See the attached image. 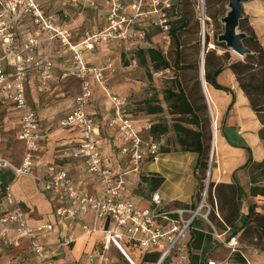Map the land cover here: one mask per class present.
Here are the masks:
<instances>
[{"label":"built area","instance_id":"1","mask_svg":"<svg viewBox=\"0 0 264 264\" xmlns=\"http://www.w3.org/2000/svg\"><path fill=\"white\" fill-rule=\"evenodd\" d=\"M55 2L65 7L70 6L71 10L52 12L44 0H0V97L20 112L19 139L24 147L20 164H15L0 152V173L11 172L15 179L30 176L42 183L44 192L60 203L55 210L56 218L71 229L80 220L92 215V223L85 224L83 232L100 233L103 249L87 256L90 264H113L114 261L108 255L111 248H117L130 264H135L124 250L125 241L134 243L142 253H159L157 264L166 263L171 257L175 258L177 264H191L189 238L194 224L199 220L208 224L216 239L232 253L241 251L239 238L231 234V228L226 226L223 232H219L211 220L212 212L220 216L216 197L212 203L209 196V189L214 183V153L209 158L205 189L200 193L196 206H168L156 191L151 196V208L141 210L131 199L127 173L116 175L108 167V159L102 154L94 138L98 127L89 114L88 107L94 84H97L112 104L111 117L106 126L111 134L113 153L125 161L130 172L137 174L144 162L158 161L162 144L150 135L154 122L140 124L130 109L129 97L114 94L105 82V69L91 66L86 54L95 53L103 43L136 45L145 42L150 28L159 31L164 43L163 49L167 51L172 42L170 13L179 5L180 0ZM102 6L105 7V27H92L84 31L81 41L76 43V22L72 15L81 19L87 11L98 10ZM57 41L69 53L75 75L81 83L80 92L74 99V109L62 121V126L79 129L82 137L78 144L64 149L61 156L82 161L86 172L97 179L101 187L98 193H90L74 184L69 172L59 165L48 166L42 177L35 172L44 135L28 97L27 83L32 72H36L40 87L48 86L53 77L54 66L51 51ZM126 51L133 52V47H126ZM39 52L42 55L37 57ZM165 73H170V70L157 72L156 75L160 77ZM106 217L112 219L113 227L100 229L98 224ZM52 230L53 225L37 228L30 225L28 212L8 185L0 201V253L8 242L10 233H13L16 246L23 241L28 244L35 264H57L40 240L41 235ZM74 239L73 233L65 236L61 246L71 245ZM256 251L257 256L264 257V250ZM207 264L228 263L208 261ZM247 264L264 263L258 260L248 261Z\"/></svg>","mask_w":264,"mask_h":264},{"label":"crops","instance_id":"2","mask_svg":"<svg viewBox=\"0 0 264 264\" xmlns=\"http://www.w3.org/2000/svg\"><path fill=\"white\" fill-rule=\"evenodd\" d=\"M46 2L47 8L52 12L62 9L71 10L70 6L58 5L55 0H46ZM253 7L256 9V24L259 26L257 29L254 25V28L256 29L259 41L264 47V29L260 24V19H264V0H255ZM87 14L91 17L90 19L82 17L75 25L74 33L76 43L81 41V36L84 31L90 30L92 27L103 29L106 25L104 6L98 10L87 11ZM110 45L112 44L104 43L97 48L95 53L86 54L88 63L91 66L99 67L94 63L92 64L88 57L101 55L102 50L105 51V49H108V52H110L112 47ZM41 52L43 53V51ZM41 52L37 54V57L42 55ZM51 58L54 66L53 79L49 85L41 88L36 72H32L27 83L28 97L37 113L40 130L44 135L36 159L35 172L39 177H42L45 175L48 166L56 164L69 172L74 184L90 193H98L101 191V187L97 179L86 172L83 162L61 156L64 149L78 144L82 137L79 129L62 126V121L74 109V99L80 92L81 83L74 72L72 73L73 64L69 53H67L66 49L58 41L53 45ZM70 71L71 75L75 78V89L78 93L70 101L68 112L56 123V114L53 109L45 110V117H43L42 113H40V108L45 103H49L50 99L52 100V97L45 95V93L51 91L57 79L62 78L63 81L67 79L68 72ZM217 81L220 85L231 88L233 94L217 90L210 86L221 117L224 120L220 130L221 142L214 157L215 170L213 182L223 185H233L236 183L242 185L248 178V170L242 169L248 160V153L239 145L245 143L252 150L254 160L258 163L263 162L264 142L259 135L262 124L256 113L252 110L247 96L240 88L236 76L230 69L224 70L218 76ZM114 94L127 97L117 93ZM59 98L63 100L65 97L61 95ZM232 103L233 106L229 110ZM88 112L98 127V131L94 136L98 148L108 159V167L116 175L127 173L126 178L130 186V196L139 209L151 208V196L156 191L161 194L164 203L168 206H196L199 199L197 195L198 191L197 193H191L188 187L194 183L197 190L199 189V180L195 173V166L198 159L197 154L183 152L181 150L160 153L157 162L146 161L142 164V168L138 174L132 173L130 172L129 166L125 164V161L117 157L111 149V134L107 129L106 122L111 117L112 104L97 84H94L93 96L88 107ZM18 113L20 114L19 111ZM136 115L135 118L140 124L152 121L150 116L142 117V115ZM43 118L45 119L43 120ZM20 142L23 145L21 140ZM23 148L21 153L8 159L15 164H20ZM154 185H157L158 188L148 195V192ZM10 187L18 201L21 202L22 206L28 212L29 223L32 227L37 228L42 225H53V230L41 235L40 240L52 254L57 264H90L87 256L102 251V235L100 233L86 234L83 232L82 227L85 224L92 223L91 214L80 220L71 229L67 224L56 218L55 210L60 203L44 192L42 183H38L33 177L22 176L15 179L10 184ZM208 226L203 221H200L196 226L194 225L190 233L189 246L191 251V264H207L208 261H225L228 264H247L248 261L257 262L258 260H262V256H257V245H248L240 241V233H243L245 230L237 234L242 250L232 253L230 249L216 239L214 231H211ZM98 227L100 229H111L113 227L112 219L106 217L98 224ZM71 233L74 234V241L71 245L62 247V239ZM0 264L35 263L29 253L28 244L23 241L19 246H16L15 236L13 233H10L8 242L4 244L3 250L0 253Z\"/></svg>","mask_w":264,"mask_h":264},{"label":"rangeland","instance_id":"3","mask_svg":"<svg viewBox=\"0 0 264 264\" xmlns=\"http://www.w3.org/2000/svg\"><path fill=\"white\" fill-rule=\"evenodd\" d=\"M44 1L47 5L46 0ZM254 3L255 0H246L244 2L243 19H248L249 24L256 33L254 25L257 29L259 26L256 24V9L253 7ZM228 12L229 5L223 0H180L179 5L170 13L172 29H174L175 33H171L172 42L167 51L163 49L164 43L159 31L156 28H150V34L147 36L145 42H140L136 45L124 44L122 42L110 43L112 44L110 45L112 46L110 52H108V49H105V51L102 50L103 52L101 55L88 57L92 64L94 63L105 69V82L114 93L129 97L131 102L130 109L134 115H142V117L148 116L145 114V105L149 100L155 101L154 104L161 103L165 109L164 113L150 117L153 122L165 124L169 127L167 133H158L155 136L151 135L156 142L162 144L163 152L182 150L177 139V133L174 130V123L177 119L187 121L188 117L177 118V116L169 112L167 104L164 101V92L166 89L175 88L176 75L171 69L170 73H165L160 77L157 76V72L154 70L146 51L151 47L163 50L172 66L175 64L176 56L180 54L182 56L183 65H189L190 68L181 71L178 74L180 77L179 79L181 81H184V78L189 80V87H192L193 81L197 77V66L200 74L203 71V45L207 38L210 42L209 49H214L218 56H224V54L228 52L232 60L243 59L232 50L228 49L224 42L220 41V37L225 32L224 19L227 17ZM84 16L85 18H91L87 13H85ZM180 17H185L184 26L182 25V19ZM72 19L76 22V25L80 17L72 15ZM237 33L246 35V33L242 32L240 29H237ZM217 43L223 46L216 45ZM211 44L213 47L210 46ZM128 46L133 47V52L126 51V47ZM140 49H145V54L143 56L140 53ZM138 50L139 52H136ZM134 61H136V63H134ZM72 70V73L74 72L75 74L74 68H72ZM75 82V78L71 75V71L68 72V77L64 81L62 78L57 79L51 91L45 93V95L52 97V100L50 99L49 103H45L44 106L40 108V113H42L43 117H45V110L48 109H53L55 111L56 123L65 116L68 112L70 101H72L78 93L75 89ZM61 95L65 97L63 100L59 98ZM208 114L210 116L209 111ZM19 117L20 114L18 111L0 97V151L4 157L10 159L18 153H21L23 148L19 139ZM44 119L45 118H43V120ZM223 123L224 120L220 117L218 125L219 131ZM211 154L212 150L210 156ZM251 175L250 171H248L247 181L242 185L237 183L243 188L244 194H240L236 186H234V188L222 187L217 190L216 185L211 184L209 189L210 201L213 203L214 197H216L220 215L218 216L216 212H212L211 220L219 232H223L221 219L235 208H238L240 214L243 215L249 212V207L255 205L256 213H264V196H255L254 194L255 187L263 186L264 183L258 172L253 173L255 178ZM205 181L206 175L204 179L199 182V189L197 190L193 183L188 187L189 192L197 193L198 191L201 193L205 189ZM157 188V185H154L148 192V195ZM139 191L142 192L141 189H139ZM220 194L225 195V197L234 196L235 199L232 204H228L224 197H220ZM200 221L201 220L197 221L194 225L196 226ZM252 221H255L254 216L252 217ZM208 228L212 231L210 226H208ZM240 241L248 245H257L258 249L264 250V239L254 222H251L245 231L240 233ZM120 254L125 258L117 248H111L108 255L109 258L114 261L113 264L119 261H121V263H127L123 260V257L121 258ZM133 258L136 262H139L137 255H134ZM262 260L264 261V257ZM165 264H177V261L175 258L171 257Z\"/></svg>","mask_w":264,"mask_h":264},{"label":"trees","instance_id":"4","mask_svg":"<svg viewBox=\"0 0 264 264\" xmlns=\"http://www.w3.org/2000/svg\"><path fill=\"white\" fill-rule=\"evenodd\" d=\"M181 4V3H180ZM177 15V14H176ZM181 18V17H180ZM261 18V17H260ZM182 25H185V17H182ZM260 24L264 29V19H260ZM239 29L246 33V38L244 39V44L251 51L250 54L243 57V59L232 60L231 56L227 53L224 56H218L214 49H209V39H206L205 46L203 45L204 52L202 58L203 73L198 70L197 66V77L194 79L192 87H189V80L184 78V81L180 80L179 73L187 68L189 65H183L182 56L178 54L176 56L174 66L171 65L169 60L164 54V51L156 48H149L146 51L150 58V62L156 72L173 70L176 75V85L174 89H166L164 92V101L167 104L169 112L177 116V118L188 117L187 121L177 119L174 123V130L177 133V139L179 145L182 147L183 152L195 153L198 156L197 163L195 166V173L199 182H201L208 168V161L210 158V153L212 150V118H214V123L216 125L215 136H214V157L216 155L217 148L221 142V135L219 131V120L221 117L220 110L217 103L213 97L212 90L209 86L214 87L217 90H222L227 93L233 94L231 88L224 87L220 85L217 81L218 76L226 69H230L247 96L252 110L256 113L258 119L262 124V129L259 132L261 140L264 142V47L259 41L257 34L248 22L247 18H244L239 25ZM171 33H175L172 29ZM212 45V44H211ZM210 45V46H211ZM223 46L220 44H216ZM145 49H140L142 56L145 54ZM136 52H139L136 51ZM215 60V61H214ZM200 69V66H199ZM204 80L207 84V94L209 96L210 107L209 110L206 97L203 90ZM209 85V86H208ZM155 101L149 100L145 105V114L148 116H155L164 113L165 109L161 103L154 104ZM233 103L230 105L229 110H231ZM210 113V116L208 114ZM169 127L165 124L156 123L150 131V135H157L158 133H167ZM241 148L245 149L248 153V160L242 169H247L253 178V173L258 172L264 183V161L258 163L254 160L252 150L245 143L239 145ZM163 152L162 148L160 150ZM15 180V176L11 172L0 173V201L4 196V193L10 183ZM212 185H215L212 183ZM236 186L240 194H244L243 188L236 184L233 185H223L217 184L216 189L219 190L224 188H234ZM255 196H264V185L260 187H255ZM198 198L200 192H198ZM222 198L227 201L228 204H232L235 199L234 196L225 197L221 195ZM240 196V195H239ZM255 217V221H252V217ZM251 222H254L264 239V213H256V206L253 205L249 207V212L240 214L238 208L230 211L222 219V230H225L226 226L231 228V234L237 235L242 230H245ZM124 250L129 256V258L135 263H152L157 264L160 258L159 253L149 252L142 253L137 246L132 243L125 241ZM121 255V254H120ZM134 255H137L139 262L134 260ZM123 256L121 255V258ZM123 260L127 263H121V261L115 264H130V262L123 257ZM162 264H165L163 262Z\"/></svg>","mask_w":264,"mask_h":264},{"label":"water","instance_id":"5","mask_svg":"<svg viewBox=\"0 0 264 264\" xmlns=\"http://www.w3.org/2000/svg\"><path fill=\"white\" fill-rule=\"evenodd\" d=\"M228 3L229 5V12L227 14V17L224 19L225 23V32L220 37V41L224 42L228 49L232 50L234 53L239 55L240 57H245L246 55L250 54L251 51L248 47L244 44V39L246 38L245 34H238L237 29H239V25L241 20L243 19V13H244V2L246 0H223ZM205 46V43H204ZM204 52V48H203ZM203 83V90L206 97V101L209 107V110H211L210 107V101L209 96L207 94V84L204 80H202ZM211 113V111H210ZM212 118V133H213V141H212V153L214 150V136H215V130L216 125L214 123V118L211 114Z\"/></svg>","mask_w":264,"mask_h":264},{"label":"bare ground","instance_id":"6","mask_svg":"<svg viewBox=\"0 0 264 264\" xmlns=\"http://www.w3.org/2000/svg\"><path fill=\"white\" fill-rule=\"evenodd\" d=\"M211 47H213V45H211Z\"/></svg>","mask_w":264,"mask_h":264}]
</instances>
